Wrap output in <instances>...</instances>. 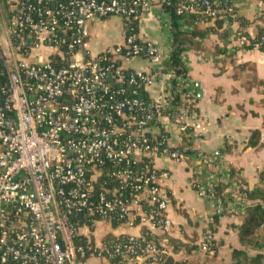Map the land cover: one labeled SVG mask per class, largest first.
Masks as SVG:
<instances>
[{
  "label": "built area",
  "instance_id": "2783aa9c",
  "mask_svg": "<svg viewBox=\"0 0 264 264\" xmlns=\"http://www.w3.org/2000/svg\"><path fill=\"white\" fill-rule=\"evenodd\" d=\"M34 1L32 6L16 0L9 38L0 34V264H155L157 255L168 254L161 239L147 243L141 254L133 245L140 237L124 242L122 235L114 236L111 246L105 239L108 231L136 222L160 238L171 233L163 183L172 176L156 170L154 160H184L185 149L170 147L169 137L163 138V149L154 143L157 136L147 124L155 116L148 107L155 105L159 122L170 120L182 131L189 127L188 111L180 108L173 119L160 114L172 101L173 74L167 64L152 76L123 70L121 63L132 58L154 62L160 54L154 44L130 34L124 44L96 58L87 49L90 19L117 16L127 21L149 4L72 0L69 11L59 4L53 12L41 6L54 0ZM159 2L164 11L175 6L182 19L197 11L194 0ZM203 5L216 7L205 11L213 19L218 14L225 21L228 15L236 17L231 8L220 10L215 0ZM61 12L66 20L57 19ZM18 31L28 35H17V43L12 35ZM237 42L242 46L243 41ZM154 83L164 90L147 104L137 87ZM181 83L186 96H193L191 83ZM119 84L129 88V96L124 97L125 88H113ZM191 127L200 131L203 123ZM105 174L118 186L109 188ZM191 185L205 195L199 182ZM232 195L238 198L237 189ZM78 236L87 240L86 247H76Z\"/></svg>",
  "mask_w": 264,
  "mask_h": 264
},
{
  "label": "crops",
  "instance_id": "0c3cea01",
  "mask_svg": "<svg viewBox=\"0 0 264 264\" xmlns=\"http://www.w3.org/2000/svg\"><path fill=\"white\" fill-rule=\"evenodd\" d=\"M15 1L0 0V34L6 38L10 35L7 9L10 11L9 4ZM142 1L149 6L140 17L138 36L141 41L154 44L160 54L154 62L140 56L123 61L121 66L127 73L152 76L168 63L171 55L170 20L159 0ZM215 1L220 6L228 4L237 17L248 21L255 20L264 11L261 0ZM189 21L190 18L181 22V29L192 30L196 22L191 20L190 24ZM125 22L117 16L90 19L87 40L89 55L96 58L124 44ZM199 27L206 29L207 25ZM225 29V39L206 29L200 39L204 51L200 54L188 49L183 55L188 69L187 80L191 83L194 95H197V101L192 102L196 113L188 118L189 127L182 131L180 125L170 120L160 121L161 129L168 134L169 146L176 149L189 147L190 154L178 162L163 157L154 160L156 170L168 171L172 176L169 182L163 183L169 203L167 216L172 229L170 237L183 243L193 242L199 247L190 255L184 251L174 254L170 246H166L167 252L176 259L194 264H230L232 251L240 249L238 235L233 227L241 223L245 210L241 205H235L230 213L220 216V203L216 204L210 197L199 196L192 188V181L205 185L213 180L231 186L237 180L251 190L264 170V87L254 84L252 80L254 75L264 83V52L241 49L236 39L237 23L225 21ZM249 32L252 34L253 29L250 28ZM216 49H226L235 54L227 59L218 56L216 61L212 55ZM241 65L247 66V69H235ZM163 90L158 83L145 89L151 100H157ZM196 122L203 123L202 130L195 131L191 127ZM255 131L260 132V142L259 147L253 149L248 143ZM152 132L158 136L160 128H152ZM215 153L221 155L219 160L213 158ZM218 214V223L213 226L211 233L212 241L218 245V252L216 258L212 259L205 255L202 243L210 232L213 218ZM142 231L143 227L136 222L132 227L124 226L114 232L110 230L107 235L138 238ZM89 262L98 264L95 260Z\"/></svg>",
  "mask_w": 264,
  "mask_h": 264
},
{
  "label": "trees",
  "instance_id": "16d2710c",
  "mask_svg": "<svg viewBox=\"0 0 264 264\" xmlns=\"http://www.w3.org/2000/svg\"><path fill=\"white\" fill-rule=\"evenodd\" d=\"M20 2H24L25 4H29L34 6L35 1L34 0H17ZM72 0H54L52 3H46L45 5H42V9H48L53 12H57V6L59 4H63L64 6H68L67 10L69 11V3ZM173 5H176L179 3V1L182 0H172ZM192 0H188L190 2ZM264 2V0H261ZM195 4L197 5V11L190 14V21L188 23L192 24L193 21H196V24H193L194 27L190 31H185L181 29L180 23L183 21H186V19H182V17H179L175 14V6L172 7H164L166 13H168V17L170 20V32L172 37V50L171 55L169 57L168 63H167V71L171 72L173 74L172 79L170 80V89H171V104L170 108L166 112L160 111L161 115H166L168 117H173L176 115V113L179 111L180 108H185L188 111L189 117H193L196 113V109L193 107L194 103H185V100L197 101L196 96L193 95L191 97L186 96L188 93V90L184 88L181 81L187 79L188 76V69L184 61V53L188 49H192L196 51L197 53H202L204 50H202L204 47L200 43V39L204 36L206 29L214 34H218L221 39H225L227 36V30L225 29V20L221 17L224 15L218 14L216 18H212L209 13H206L207 9L215 10L216 7L211 5L210 7H207L203 5L204 0H194ZM16 2H11L9 4V8L7 9V19L10 20L15 14H17V11L11 9L12 5H15ZM229 7L228 4H225L223 6H220V10H227ZM143 15V12L141 10L138 11L136 15L131 16L126 22H125V28H126V36L130 34H136L139 33V20L140 17ZM58 20H66L65 12H61L60 15L57 16ZM74 20H79V18H76ZM192 20V22H191ZM205 23L204 25H207L206 29L199 27L200 22ZM229 23H237L238 24V31L236 34V39L243 41V44L241 47L242 50L246 51H252V50H260L264 52V11L253 21H248L244 18L235 17L232 18L231 16H227V20ZM253 29V33L250 34L249 29ZM17 35H23L27 36L28 31H21L17 32L16 34H13V38L15 42L19 41L15 37ZM18 43V42H17ZM27 46H25L26 48ZM142 54L144 53L141 52ZM235 53H230L226 49L220 50L216 49L215 52L212 53L214 59L217 61L218 56L223 57L224 59L232 58ZM54 57V56H52ZM50 58L52 60H56L57 57ZM238 71H244L247 69V66L241 65L235 68ZM234 77H237L234 75ZM252 80L254 84L264 87V83L257 80V78L253 75ZM116 88H125L126 94L124 97L129 96V88L126 87L125 84H119L113 87ZM139 97H142L144 101L148 104L149 98L146 94L145 88L142 86L137 87ZM194 101V102H195ZM148 110L154 114V120L152 122H149L147 125L149 128H160V135L157 136V140L154 141L155 144L161 145V149L165 148V143L162 142L163 138H167L168 134L161 129L160 122L157 120V112L155 105L151 108L148 107ZM260 142V132L255 131L252 133V136L249 140L248 146L256 149L259 147ZM174 150V149H171ZM183 151L182 149H179ZM184 155L187 157L190 154L189 147L185 149ZM140 166V165H139ZM259 180L257 185L252 188L251 190L245 188L241 182L238 181V184L231 189L230 185L228 183H215L205 185H200V188H202L205 191V195L207 197H210L213 202L216 204L220 203V216L227 215L230 213L235 205H241L243 209L245 210V215L243 217V220L238 226H234L233 228L237 232L238 235V241L240 244V249H234L231 253L230 258V264H264V170L259 174ZM104 179L107 183V186L109 188H114L118 186V184L113 181L108 175L105 174ZM193 189L196 191V186ZM234 189H237L238 191V198L234 200V197L232 195ZM197 192V191H196ZM198 194V193H197ZM240 201V202H239ZM231 203V204H230ZM219 214L215 216L212 220V223L210 224L209 228V234L206 236V240L202 243V247L205 251L206 256H211L212 259L216 258L217 252H218V245L212 241L211 239V233H213V226L218 223ZM142 235L139 239H136L133 243V245L138 249V254H141V251L143 247L149 243V242H157L161 239L162 245L167 248L168 246L172 247V252L174 254L179 253L180 251H184L185 254L190 255L191 253L197 251L199 247L193 242L190 243H183L180 240H176L170 237V234H164L160 237H157V235H153L151 232L143 228ZM115 237L113 235H107L105 242L108 243V245L111 246L112 242L115 241ZM120 240H123L124 242H127L129 240V236H123L120 238ZM74 243L76 247L84 246L86 247L87 240L82 237L78 236L75 238ZM167 246V247H166ZM161 246H158V248ZM163 249V248H162ZM157 261L155 264H194L190 262H186L183 259H176L172 255H157L156 256ZM85 259H89L88 255H85ZM149 262H151L149 260ZM8 264H16L14 262H9ZM110 264H116V261H111Z\"/></svg>",
  "mask_w": 264,
  "mask_h": 264
},
{
  "label": "rangeland",
  "instance_id": "374dc122",
  "mask_svg": "<svg viewBox=\"0 0 264 264\" xmlns=\"http://www.w3.org/2000/svg\"><path fill=\"white\" fill-rule=\"evenodd\" d=\"M91 262H89L88 264H90Z\"/></svg>",
  "mask_w": 264,
  "mask_h": 264
}]
</instances>
